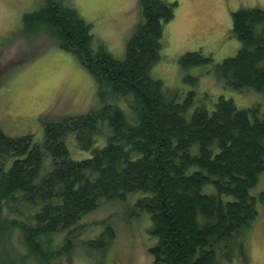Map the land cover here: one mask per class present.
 Masks as SVG:
<instances>
[{"label":"trees","instance_id":"trees-1","mask_svg":"<svg viewBox=\"0 0 264 264\" xmlns=\"http://www.w3.org/2000/svg\"><path fill=\"white\" fill-rule=\"evenodd\" d=\"M139 1L141 19L123 59L96 42L91 24L67 0H44L24 13V36L51 37L71 52L93 76L102 105L44 121L42 142L0 127V264L49 263L78 244L102 254L114 229L108 224L80 241L74 238L85 226L79 220L126 192L146 193L137 207L154 223L153 264H214L215 247L258 217L264 191L250 189L264 169L260 104L239 109L220 95L211 110L201 103L188 113L195 91L182 96L151 73L178 1ZM231 15L240 46L208 71L226 86L264 94V9L241 7ZM212 61L199 50L179 57L185 68ZM72 132L88 156H71L66 138ZM46 156L53 163L47 171Z\"/></svg>","mask_w":264,"mask_h":264},{"label":"rangeland","instance_id":"rangeland-1","mask_svg":"<svg viewBox=\"0 0 264 264\" xmlns=\"http://www.w3.org/2000/svg\"><path fill=\"white\" fill-rule=\"evenodd\" d=\"M174 17L164 24L163 48L160 58L151 67L155 77L177 89L182 96L194 90V103L214 108L220 95L232 98L241 108L260 104L264 112V94L256 88L237 89L208 71L212 64L236 54L240 42L232 31V11L241 7L264 9V0H176ZM44 0H0V127L10 136L31 134L42 142L44 121L58 120L98 109L102 103L97 96L93 76L77 58L59 47L51 37H25L22 30L24 13L38 9ZM91 24L96 42L118 59H123L127 42L141 19L139 0H67ZM201 51L211 56L209 64L187 68L179 62L186 51ZM186 74L197 78L195 84L184 79ZM128 110L124 101H118ZM105 136L97 138L103 144ZM66 142L73 158L88 156L90 150L77 146L75 133ZM96 144H94V147ZM11 157L8 159V164ZM44 161L53 166L50 156ZM264 191V169L250 193ZM143 191L126 192L123 198L104 200L81 217L74 238L94 239L110 225L114 238L97 253L96 248L76 245L49 263L29 264H153L149 247L157 237L152 232L151 213L140 210L137 200ZM259 215L251 226L242 228L215 247L214 264H264V200L258 203ZM18 243H21L18 240ZM226 245L224 246V244ZM17 244V243H16ZM99 254V255H98Z\"/></svg>","mask_w":264,"mask_h":264}]
</instances>
